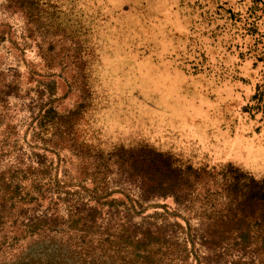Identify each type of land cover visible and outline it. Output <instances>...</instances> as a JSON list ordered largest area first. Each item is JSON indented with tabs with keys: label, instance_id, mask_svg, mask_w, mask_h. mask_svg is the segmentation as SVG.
I'll use <instances>...</instances> for the list:
<instances>
[{
	"label": "rangeland",
	"instance_id": "rangeland-1",
	"mask_svg": "<svg viewBox=\"0 0 264 264\" xmlns=\"http://www.w3.org/2000/svg\"><path fill=\"white\" fill-rule=\"evenodd\" d=\"M228 6L0 0V170L48 167L37 214L52 213L55 202L64 217L97 206L99 222L132 215L181 241L225 212L233 196L227 177L264 179V128L244 142L239 125L245 102ZM148 146L173 161L166 180L175 194L142 197L143 187L158 183L126 157ZM32 183L23 186L36 195ZM96 186L112 193L105 200H125L138 214L96 201L86 190Z\"/></svg>",
	"mask_w": 264,
	"mask_h": 264
},
{
	"label": "trees",
	"instance_id": "trees-1",
	"mask_svg": "<svg viewBox=\"0 0 264 264\" xmlns=\"http://www.w3.org/2000/svg\"><path fill=\"white\" fill-rule=\"evenodd\" d=\"M227 2L239 92L243 76L241 72L238 74L237 53L231 38L234 15L229 0ZM242 59L241 54L240 61ZM255 94H260V90ZM240 97L244 101L243 96ZM257 99L259 103V97ZM246 102L254 105L253 101ZM148 147L144 151H132L126 157L143 178L158 183L143 187L142 197H152L154 193L175 194V184L166 180L167 173L174 170L173 161L153 146ZM156 171L161 173L162 179L155 176ZM49 173L46 166L0 170V264H188L191 257L197 264H264V179H256L252 174L248 177L244 172L227 177L226 186L233 196L231 194L225 212H214L206 218L207 230L199 234L189 231L180 241L176 235L164 232L162 226L133 221L132 215L126 217L125 222H99L97 206H88L86 215L73 213L75 210L71 209L69 216L64 217L58 216L59 203L55 202L57 207L52 213L37 214V202L47 194V190H42L49 185L44 183ZM27 179H32L36 195L23 186ZM86 190L98 202L110 207L124 205L138 214L125 200H105L112 194L107 189L100 192L96 186ZM126 197L128 202L141 204L129 194ZM176 199L179 201L178 197ZM183 199H187L185 194Z\"/></svg>",
	"mask_w": 264,
	"mask_h": 264
},
{
	"label": "crops",
	"instance_id": "crops-1",
	"mask_svg": "<svg viewBox=\"0 0 264 264\" xmlns=\"http://www.w3.org/2000/svg\"><path fill=\"white\" fill-rule=\"evenodd\" d=\"M229 2L234 15L231 23V38L237 53L238 74L240 75L241 72L243 76L241 88L239 82V90L242 94L239 91V95L243 96L245 102L241 121L245 142V135L250 139L255 128L257 130L264 128V0H229ZM241 54L243 59L240 61ZM258 89L260 94H255ZM246 100L253 101L254 105L250 106L251 103L247 104ZM257 104L260 105L259 108ZM248 109L252 112L247 113Z\"/></svg>",
	"mask_w": 264,
	"mask_h": 264
}]
</instances>
